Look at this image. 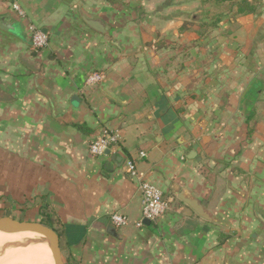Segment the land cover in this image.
<instances>
[{"label":"crops","instance_id":"crops-1","mask_svg":"<svg viewBox=\"0 0 264 264\" xmlns=\"http://www.w3.org/2000/svg\"><path fill=\"white\" fill-rule=\"evenodd\" d=\"M182 1L20 0L23 18L0 0V218L41 221L47 206L72 264H264V4L203 34ZM30 24L46 47L32 49ZM105 129L121 141L93 156ZM127 159L168 200L150 226L136 225Z\"/></svg>","mask_w":264,"mask_h":264},{"label":"built area","instance_id":"built-area-1","mask_svg":"<svg viewBox=\"0 0 264 264\" xmlns=\"http://www.w3.org/2000/svg\"><path fill=\"white\" fill-rule=\"evenodd\" d=\"M12 9L20 16L26 17V12L23 9L20 0H8ZM31 33V46L33 50H40L48 45V35L34 24L29 25ZM104 79L102 72H91L87 75L85 83L89 86L97 85ZM121 141V134L118 130L105 129L102 134L93 139L89 144V152L93 156L105 155L108 150L116 148ZM141 156L145 152L140 153ZM122 168L138 181L139 190L142 196V218L136 223L137 226L144 225V219H149L155 222L168 209V200L164 197L162 190L154 183L150 182L138 170L133 159H127L123 162ZM112 223L117 226H125L129 222L127 215L113 212L110 215Z\"/></svg>","mask_w":264,"mask_h":264},{"label":"water","instance_id":"water-1","mask_svg":"<svg viewBox=\"0 0 264 264\" xmlns=\"http://www.w3.org/2000/svg\"><path fill=\"white\" fill-rule=\"evenodd\" d=\"M82 17L85 20V22L92 28L102 33H109L107 29V23L105 22L104 19L87 17L84 14H82ZM0 27L7 29L9 27L11 28L12 25L3 18H0ZM21 61L26 67L32 70H36L35 64L28 58L21 57ZM2 100H4V98H0V101ZM75 100L79 101V96L73 95L72 101ZM191 151L195 152V150L193 149ZM109 152L110 150H108L106 153ZM175 195L183 202H185L190 208H192L194 212L197 213L200 217L209 221L220 222V220L206 207L207 205L206 200L193 195L192 193L188 192L185 189H179L178 191H175ZM261 218L264 220V216H261ZM143 222L147 226L151 225V221L149 219H144ZM0 230L1 231H33L44 235L49 241V246L52 252L54 264H67L63 256L60 235L55 230V228L48 226L42 223L41 221L20 220L12 216H3L0 218Z\"/></svg>","mask_w":264,"mask_h":264},{"label":"bare ground","instance_id":"bare-ground-1","mask_svg":"<svg viewBox=\"0 0 264 264\" xmlns=\"http://www.w3.org/2000/svg\"><path fill=\"white\" fill-rule=\"evenodd\" d=\"M50 259L54 264L48 239L44 235L33 231L0 230V264H24L28 261L50 264Z\"/></svg>","mask_w":264,"mask_h":264},{"label":"trees","instance_id":"trees-1","mask_svg":"<svg viewBox=\"0 0 264 264\" xmlns=\"http://www.w3.org/2000/svg\"><path fill=\"white\" fill-rule=\"evenodd\" d=\"M111 2H117V1H122V0H108ZM209 2H214L216 4H222V3H228V10L227 12H220L214 16H212L210 18V22H206V24H202V28L204 26H211V29L217 30L220 26V24L223 22L224 17H234V19L236 18L237 15H245V14H250V13H254L257 11V5L252 2L251 0H207ZM209 30L203 31L201 33L206 34L208 33ZM48 207L47 206H43L42 208V214L44 216V218L41 219V222L51 226L53 228H55V230L59 233L60 235V240L62 237V232L59 226V222L54 219L49 217L48 214ZM62 247V244H61ZM64 252V250H62ZM66 263L68 264H72L71 260H70V256H68L66 258Z\"/></svg>","mask_w":264,"mask_h":264},{"label":"rangeland","instance_id":"rangeland-1","mask_svg":"<svg viewBox=\"0 0 264 264\" xmlns=\"http://www.w3.org/2000/svg\"><path fill=\"white\" fill-rule=\"evenodd\" d=\"M177 1L181 2V0H177ZM183 1L187 5L186 22L190 23V24L200 25L201 26V32L209 30L211 28L210 25L204 26L202 28L203 23L206 24V22H210V18L212 16H214L220 12H227V10L229 8L227 2L222 3V4H216L214 2H209L207 0H183ZM251 1L254 2L258 7L264 4L263 3L264 0H251ZM160 6H161V3H159V5H157V8ZM224 19H225V17H224ZM34 219L35 220H30V221H37V218H34ZM48 243H49V241H48ZM63 256H64V259L66 261L68 254H66V252H65V253H63ZM50 260H51L50 264H53L52 259H50ZM24 264H33V262L28 261L27 263H24ZM39 264H48V263L43 261V262H40Z\"/></svg>","mask_w":264,"mask_h":264}]
</instances>
